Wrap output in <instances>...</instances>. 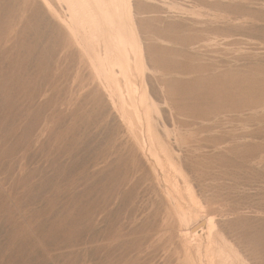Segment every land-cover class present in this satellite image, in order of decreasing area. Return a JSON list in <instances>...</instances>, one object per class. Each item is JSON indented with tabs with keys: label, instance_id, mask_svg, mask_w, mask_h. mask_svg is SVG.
Masks as SVG:
<instances>
[{
	"label": "rangeland",
	"instance_id": "374dc122",
	"mask_svg": "<svg viewBox=\"0 0 264 264\" xmlns=\"http://www.w3.org/2000/svg\"><path fill=\"white\" fill-rule=\"evenodd\" d=\"M211 256L264 264V0H0V264Z\"/></svg>",
	"mask_w": 264,
	"mask_h": 264
},
{
	"label": "bare ground",
	"instance_id": "6f19581e",
	"mask_svg": "<svg viewBox=\"0 0 264 264\" xmlns=\"http://www.w3.org/2000/svg\"><path fill=\"white\" fill-rule=\"evenodd\" d=\"M66 1H67V0H66ZM79 1H80V0H79ZM81 1H82V0H81ZM103 1H104V0H103ZM63 2H64V1H63ZM90 2H91V1H90ZM90 2H89V4H90ZM89 4H88V5H89ZM69 5H70V4H69ZM86 6H87V5H86ZM90 6H91V5H90ZM88 7H89V6H88ZM92 7H93V6H92ZM94 7H95V6H94ZM79 8H80V7H79ZM96 8H97V7H96ZM129 8H130V6H129ZM93 9H94V8H93ZM93 9H91L90 11H94ZM99 9H100V8H99ZM70 10H71V9H70ZM95 10H96V9H95ZM129 10H130V9H129ZM85 13H87V12H85ZM88 14H89V12H88ZM92 14H93V13H92ZM95 14H96V13H95ZM95 14H94V15H95ZM97 14H98V13H97ZM97 14H96V15H97ZM88 16H90V15H88ZM97 16H98V15H97ZM94 17H95V16H94ZM98 17H99V16H98ZM89 18H90V17H88V19H89ZM100 18H101V17H100ZM91 19H92V18H91ZM92 20H93V19H92ZM88 21H89V20H88ZM102 21H103V20H102ZM89 22H90V21H89ZM98 22H99V21H98ZM100 23H101V25L105 26L104 22H103V24H102V22L100 21ZM90 25H91V24H90ZM98 25H99V24H98ZM93 26H94V24H93ZM102 29H104V30H105L104 32L106 33L107 28L105 27V28H102ZM103 34H104V33H103ZM103 34L101 33V35H103ZM106 34H107V35H105V36H103V37L108 36L109 33L107 32ZM134 35H135V34H134ZM112 36H113V35H112ZM109 37H110V36H109ZM107 39H108V38H107ZM113 39H114V37H113ZM117 39H118V38H117ZM135 40H136V39H135ZM115 41H116V40H115ZM117 41H118V40H117ZM106 42L110 43V41H107V40H106ZM118 43H119V42H118ZM120 43H121V42H120ZM115 44L117 45L116 42H115ZM119 45H120V44H119ZM109 46H110V45H109ZM105 47H106V46H105ZM120 47H122V45H121V46H118V48H120ZM111 50H112V49H111ZM116 50H118L117 47H116ZM118 51H119V50H118ZM121 51H122V53L124 54V52H123V51H124L123 48H122ZM115 53H116V52H115ZM118 54H119V53H118ZM134 59H135V58H134ZM126 62H127V61H126ZM129 62H130V61H129ZM126 65H128V64H126ZM129 65H130V63H129ZM128 68H129V67H128ZM128 68H127V69H128ZM127 71H128V70H127ZM129 71H131V70H129ZM129 71H128V73L132 74V73L129 72ZM132 71H133V69H132ZM134 77H135V76H134ZM124 81H125V80H124ZM124 81H123V82H124ZM127 85H128V84H127ZM132 88H133V87H132ZM126 92H127V91H126ZM130 93H131V92H130ZM131 99H132V98H131ZM145 100H146V99H145ZM124 103H125V101H124ZM127 103H128V102H127ZM129 103H130V102H129ZM125 105H126V103H125ZM129 105H130V104H129ZM143 105H144V104H143ZM144 106H145V105H144ZM125 107H127V108H126V110H127V109H128V106L126 105ZM129 107H131V106H129ZM146 108H147V107H146ZM130 109H131V108H130ZM130 111H131V110H130ZM131 113H132V112H131ZM146 115H147V114H146ZM147 118H148V117H147ZM134 119H135V118H134ZM136 125H137V124H136ZM149 129H150V128H149ZM148 131H149V130H148ZM148 131H147V132H148ZM150 132H151V131H150ZM150 132H149V133H150ZM152 135H153V134H152ZM152 137H153V136H152ZM150 138H151V137H150ZM157 140H158V139H157ZM163 158H164V157H163ZM163 161H164V160H163ZM166 162H167V161H166ZM164 163H165V162H164ZM166 165H167V164H166ZM173 171H174V170H173ZM173 174H174V172H173ZM166 175H167V174H166ZM174 175H175V174H174ZM171 176H172V175H171ZM176 176H177V175H176ZM169 181H170V180H169ZM171 185H172V184H171ZM174 185H175V184H174ZM168 186H169V185H168ZM172 187H173V186H172ZM170 190H171V189H170ZM168 193H169V192H168ZM172 194H173V193H172ZM178 194H179V196H180V193H179V192H178ZM184 194H185V192H184ZM165 195H166V194H165ZM175 195H176V194H175ZM181 198H182V197H181ZM182 201H183V200H182ZM191 201H192V199H191ZM182 204H183V203H182ZM197 204H199V203H197ZM189 205H190V204H189ZM189 205H188V206H189ZM194 206H195V205H194ZM174 207H175V206H174ZM177 207H178V209L181 211V207L178 206V204H177ZM196 208H197V207H196ZM199 209H200V208H199ZM202 210H203V209H202ZM193 218L196 219L197 216H193ZM213 242H214V241H213ZM225 244H226V243H225ZM228 244H229V243H228ZM228 244H227V245H228ZM188 245H189V244H188ZM213 245H214V244H213ZM227 245H226V246H227ZM182 246H183V245H182ZM214 246H215V245H214ZM214 246H213V247H214ZM183 247H185V246H183ZM216 247H217V245H216ZM216 247H215V248H216ZM216 249H217V248H216ZM184 250H185V249H184ZM218 250H219V249H217V251H215V252H219ZM186 251H187V248H186ZM213 251H214V250H213ZM193 252H194V251H193ZM220 252H221V251H220ZM222 252H223V251H222ZM213 253H214V252H213ZM214 254H215V253H214ZM217 255H218V254H217ZM219 255H221V253H220ZM223 256H224V255H223ZM211 257H212V256H211ZM218 257H219V256H218ZM204 258H205V257H204ZM214 258H215V256L212 257L211 259L208 257V259H210V264H217V263L215 262V259H216V258H215V259H214ZM220 258H221V257H220ZM219 260H220V259H219ZM226 260H227V259H226ZM216 261H217V259H216ZM220 261H221V260H220ZM236 261H237V260H236ZM221 262H222V261H221ZM223 264H225V263H223ZM228 264H232V263H228Z\"/></svg>",
	"mask_w": 264,
	"mask_h": 264
}]
</instances>
